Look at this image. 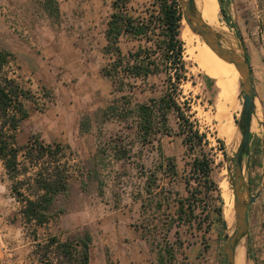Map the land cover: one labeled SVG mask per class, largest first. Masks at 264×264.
Returning <instances> with one entry per match:
<instances>
[{
    "label": "rangeland",
    "instance_id": "obj_1",
    "mask_svg": "<svg viewBox=\"0 0 264 264\" xmlns=\"http://www.w3.org/2000/svg\"><path fill=\"white\" fill-rule=\"evenodd\" d=\"M127 1V6L134 9H141L142 4L148 3V0ZM39 3V0H26L18 5V9L23 5L22 12L11 13L8 18L4 16L5 13L0 5V49H6L12 54V60L8 66L4 67V71L8 76L13 77L29 95V100L22 99L23 108L28 116L19 124L16 142L18 145L24 144L27 137L35 135L43 143L61 145L63 160L70 167L73 180L70 183L69 194L65 198H58L55 202L53 210L56 216L43 226L36 228L34 239L33 227L21 221L20 203L11 192L12 181L4 173L0 162V264H38L37 254L41 253L40 248L46 238L55 236L59 241L75 240L84 233L90 236L88 264H120L115 255L121 252L117 246L118 239L119 241L122 238L129 240L134 235L131 230L132 226L144 218L139 212V202L132 197L137 186L139 187L143 181L142 177H137L135 164L142 162L145 167H151L156 160L155 152L143 147L136 155L137 150L141 148L137 144L131 147L129 159L113 161L109 156V148L105 150L107 155L102 156L101 150L110 140H119L124 136L126 140L131 139L132 128L126 129L125 123L122 122L101 123L94 110H65L63 116H60L61 110H46L54 102L55 95L47 89L38 88L39 90L36 91L32 86L27 87L25 79L19 78L20 70L13 62L14 54L24 55L28 48L32 49L33 53H38V43L42 38L63 44L70 41L74 43L75 40L82 42L81 34L69 33L71 27L69 20L59 18L57 22H54L52 18L45 17L39 9ZM222 4L231 27L226 24L219 11L218 16L224 27L242 45L251 73L254 114L248 135V180L252 184L251 192H253L261 170V163L264 161V143H260V140L264 139V0H222ZM18 26L28 29L22 32L20 28L15 29ZM37 26L48 27L52 34L42 35L41 29L38 30ZM12 27L14 29H11ZM125 48L123 46V49ZM79 54L80 64L82 62L92 63L96 67L97 64L103 65L106 61L102 54L100 59L98 52L93 55V53L81 50ZM188 56L189 54L183 50L185 79L179 85L180 94L176 99L183 111L189 114V120L194 122L199 132L204 133L205 140L208 141L202 146L212 159L210 179L215 187L209 191L207 202L209 206L219 207L222 216V211L226 210L233 200L227 172V168H231V163L227 162L226 158L233 155L238 143L239 133L236 123L242 100L238 75L234 94L232 64L223 60L228 75L225 78L214 67L213 58L202 55L201 62L195 64ZM61 70L59 73L64 75L65 67H61ZM213 72L223 79H211L210 73ZM205 78L209 81L206 82ZM154 81L156 84L160 83L157 78ZM63 82L67 88L71 87L69 75L63 76ZM232 98L235 104L229 111V116L234 128L233 135L236 144L228 147L220 133L219 125L228 112ZM186 105H189L190 110H184ZM84 117L89 118L90 128L87 133L82 134L77 128L78 122ZM167 125L171 130L170 135L161 136L158 145L165 156L175 158L178 172L181 174L182 169L187 167L192 156L198 151L195 148L193 153L186 152L182 135L176 133V118L173 114L168 116ZM56 127L60 128L56 129ZM217 138L223 142L222 149H219ZM123 142L126 144V141ZM94 156L97 159L102 157L99 163V166L101 165L99 178L102 180V187L101 190L97 189L96 183L89 180L83 190L80 181L86 179L84 173L80 172V168L83 166L87 168L94 161L92 160ZM30 173L31 170L27 171L24 176ZM22 178H24L22 175L18 176V179ZM172 186L178 189V193L184 194L182 184ZM226 201L228 207L224 208ZM153 213L157 214L156 211ZM146 218L149 219L150 216ZM153 224L157 225V222L153 221ZM179 230L182 233L181 239L185 241L182 248L176 252L172 264H224L221 253L224 232L222 228H216L213 223L205 244L200 243L199 238L183 233V228ZM252 237L250 246L252 264H264V224L258 232H255V235L252 234ZM168 239L172 240L171 234ZM143 241L156 263L154 242L151 244L150 241ZM238 246L239 253L237 252ZM237 247L235 252L239 257L242 250L239 244Z\"/></svg>",
    "mask_w": 264,
    "mask_h": 264
},
{
    "label": "trees",
    "instance_id": "obj_2",
    "mask_svg": "<svg viewBox=\"0 0 264 264\" xmlns=\"http://www.w3.org/2000/svg\"><path fill=\"white\" fill-rule=\"evenodd\" d=\"M40 2L46 14L57 20L56 1ZM216 2L219 13L231 27L222 0ZM127 5V0L111 2L103 31L102 54L106 62L99 71L111 82L112 92L117 96L95 113L101 123H125L126 129L132 128V137L110 140L101 155L106 156L105 150L109 148L113 161H120L129 159L131 147L137 144L141 148L136 155L143 147L154 150L156 160L151 167H145L142 162L135 164L137 177L143 181L132 197L139 202V212L144 217L136 226L142 239L154 242L157 264H172L185 241L181 239L180 228L205 244L213 223L221 229L223 219L220 208L207 202L209 191L215 187L210 179L212 159L202 146L208 141L176 99L180 94L179 85L185 79L179 5L176 0H148L141 9ZM124 41L131 43L125 52L120 46ZM11 60V52L0 49V162L12 181L11 192L20 203L21 221L33 227L35 239L36 228L56 216L53 210L56 200L69 194L72 171L63 160L62 146L57 143L46 144L31 135L24 144H17L19 124L28 116L22 99L29 100V95L4 71ZM156 78L159 84L155 83ZM184 110H190L189 105ZM170 114L176 118V133L182 135L186 152L193 153L195 148L198 151L181 174L175 158L165 156L158 145L161 136L170 135L167 125ZM89 128L88 117L78 122L79 133H87ZM216 141L222 149L223 142L218 138ZM92 160L87 168H80L86 179L80 181L83 190L89 180L96 183L97 189L102 187L99 178L102 157L94 156ZM29 170L30 175L24 176ZM19 175L24 178L18 179ZM178 183L182 184L184 194L173 188ZM89 242L87 233L64 241L49 236L37 254L38 264H88Z\"/></svg>",
    "mask_w": 264,
    "mask_h": 264
},
{
    "label": "crops",
    "instance_id": "obj_3",
    "mask_svg": "<svg viewBox=\"0 0 264 264\" xmlns=\"http://www.w3.org/2000/svg\"><path fill=\"white\" fill-rule=\"evenodd\" d=\"M25 1L0 0L1 10L5 13L4 16L8 18V15L11 16V13L16 11L22 12L23 5L20 9H18V5H21ZM55 1L58 8L57 19L69 20L71 24L69 33L72 35L81 34L83 36L82 42L75 40L74 43L70 41L67 44H63L42 38L38 43V53H33L31 51L32 49L28 48L27 53L24 55L14 54L13 62L20 70L19 78L25 79L26 86L34 87L33 89L36 91L39 89H47L52 92L55 95L54 102L46 110H61L60 116L64 115L65 110H94L95 112L96 110L103 109L117 94L112 92L111 82L100 74V66L104 64L99 65L96 62V67L92 63L82 62L80 64L79 53L81 50L93 53V55L98 52L101 59L103 55L102 47L105 43L103 31L111 11V2L113 0ZM39 9L42 15L50 18L42 9L41 2L39 3ZM53 21L57 22V20ZM37 27L38 30L41 29L40 33L42 35L48 36L52 34L46 26ZM19 28L23 30L22 32L28 29L19 26L15 29ZM11 29H14V27ZM96 38L97 42H95ZM120 46L122 51L125 52L131 46V43L124 41ZM123 46L126 48L123 49ZM61 67H65L66 72L64 75H69L71 81L70 88H67L63 82V73H59V71H62ZM210 74L211 79H223L217 73L215 74L213 72ZM58 128L60 127H56V129ZM260 173L261 170L253 192H251L252 184L248 180V192L250 195L255 194L259 190L258 196L247 206L246 217L249 248L253 239L252 234L255 235V232H258V229L264 224V175L261 182L259 181ZM259 182H261L260 187ZM131 230L134 235L129 240L122 238L120 241L119 239L117 241L118 249H121L118 255L115 254L118 262L120 264H157L145 247L144 239L140 237V230L136 224L132 226Z\"/></svg>",
    "mask_w": 264,
    "mask_h": 264
},
{
    "label": "water",
    "instance_id": "obj_4",
    "mask_svg": "<svg viewBox=\"0 0 264 264\" xmlns=\"http://www.w3.org/2000/svg\"><path fill=\"white\" fill-rule=\"evenodd\" d=\"M176 1L180 8V20L184 22L186 27L197 34L216 56L232 64L237 71L240 93L242 94L239 118L236 123L239 133L237 138L238 143L233 155L226 158L227 162L231 163V168H227V172L233 197V222L227 226L223 219L221 228L224 232L222 234L223 244L221 253L224 264H234V252L237 245L241 242L243 244L244 256L251 264L252 257L248 245L246 212L248 204L253 202L258 196L259 190L253 195H250L248 192V135L251 119L254 114V93L248 60L242 45L230 32L238 52L229 51L219 44L216 39L218 34L209 30L201 17L195 12L193 0ZM260 143L263 144L264 139H261ZM261 152H263L262 149ZM263 173L264 161L261 163L259 180L261 182ZM261 182H259V187Z\"/></svg>",
    "mask_w": 264,
    "mask_h": 264
},
{
    "label": "bare ground",
    "instance_id": "obj_5",
    "mask_svg": "<svg viewBox=\"0 0 264 264\" xmlns=\"http://www.w3.org/2000/svg\"><path fill=\"white\" fill-rule=\"evenodd\" d=\"M194 1V8L195 12L198 16L201 17L202 21L206 25V27L218 34L216 38L219 44L233 52H238L237 48L235 47V41L229 31L224 27V24L221 22L220 17L218 16V5L216 0H193ZM221 15V14H220ZM228 41H226L224 38ZM180 38L184 44V51L185 53L189 54V58L197 64L200 61V57L202 55H207L209 58L214 59V67H216L220 74L227 78V67L223 60L216 56L207 46L206 44L199 38L197 34L190 31L183 21L180 22ZM202 59V58H201ZM201 62V61H200ZM200 64V63H199ZM201 66V65H200ZM205 67V66H204ZM233 88L235 94L236 88V78H237V71L234 68L233 71ZM233 94V95H234ZM234 97V96H233ZM235 102L232 98L230 102V107L228 109L227 114L223 117L220 121L219 129L220 133L223 135L225 139V143L228 147L233 146L236 144L234 135H233V125L230 120L229 111L233 108ZM226 200V199H225ZM228 207L227 201L224 204V208ZM222 217L227 226L231 225L233 222V212H232V203L226 210L222 211ZM242 253L240 258L237 256L236 252H234V264H250L248 260L244 256L243 244L239 243ZM239 246L237 247V252L239 253Z\"/></svg>",
    "mask_w": 264,
    "mask_h": 264
}]
</instances>
